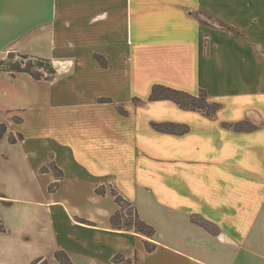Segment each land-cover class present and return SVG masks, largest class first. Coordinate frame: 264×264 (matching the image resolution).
Segmentation results:
<instances>
[{
    "label": "crops",
    "instance_id": "obj_1",
    "mask_svg": "<svg viewBox=\"0 0 264 264\" xmlns=\"http://www.w3.org/2000/svg\"><path fill=\"white\" fill-rule=\"evenodd\" d=\"M7 50L51 60L56 75L0 72V122L8 126L0 195L12 202L0 197V262L61 264L55 252L64 251L73 264H264V0H0V53ZM22 83L48 85L47 107L22 100ZM155 85L204 90L221 108L207 117L149 101ZM30 110L38 111L31 121ZM151 122L189 131L159 132ZM240 122L256 128L224 126ZM11 132L24 139L11 144ZM51 158L59 180L42 172ZM39 180L49 191L58 184L47 201H36ZM79 186L87 189L80 204L53 200L62 187ZM100 186L106 195L96 193ZM111 186L154 228L152 238L112 227L120 207ZM54 207L75 239L48 235ZM5 214L15 226L4 224ZM25 220L43 224L39 233L24 232ZM144 241L156 248L148 252Z\"/></svg>",
    "mask_w": 264,
    "mask_h": 264
},
{
    "label": "trees",
    "instance_id": "obj_2",
    "mask_svg": "<svg viewBox=\"0 0 264 264\" xmlns=\"http://www.w3.org/2000/svg\"><path fill=\"white\" fill-rule=\"evenodd\" d=\"M14 52H10V58L14 56ZM18 54V53H17ZM20 57L17 61H5L0 59V72H8L12 76H15L18 73H25L30 75L36 81H50L53 80L56 75V70L51 60L45 58L30 57L28 55L18 54ZM99 59L98 56H96ZM102 65H106L101 63ZM100 102H111L110 99H100ZM149 101H172L176 103L181 109L188 111H198L206 115L207 117H213L217 111L221 108L219 103H212L208 100L207 93L202 90L197 96L189 94L187 92L166 87L163 85H155L152 88ZM118 111L127 116L128 112L122 107H118ZM16 124L22 123L21 118H14ZM151 126L159 132L170 133L182 135L189 131V127L186 125L175 124L171 122L157 123L151 122ZM225 127L233 128L236 131H252L256 127L248 122H240L236 124H224ZM8 133V126L5 123L0 122V141L5 138ZM24 139L23 134L19 132H11L9 134L8 140L11 144H17ZM52 171L56 178L59 180L63 177V172L56 166L53 158H51L50 163L42 169V172ZM58 186L57 182L50 186V191H53ZM110 194L113 196L115 202L119 205V210L111 217V225L114 229L125 230V231H134L148 238H152L155 235L154 228L144 222L138 213L137 208L118 190L114 187L109 188ZM98 195H106L107 188L106 186H100L96 189ZM3 199L5 205H12V202L6 201L4 196L0 195ZM192 222L204 227L208 232L213 235L219 234V228L211 223L210 221L204 219L201 216L193 215L191 217ZM81 223L90 224V222L79 219ZM0 226V230H2ZM146 249L148 252H152L156 246L151 244L148 241H144ZM55 258L61 264H73L68 255L64 251H56ZM122 257H118L115 260L120 261ZM32 264H48L46 260L38 259Z\"/></svg>",
    "mask_w": 264,
    "mask_h": 264
},
{
    "label": "rangeland",
    "instance_id": "obj_3",
    "mask_svg": "<svg viewBox=\"0 0 264 264\" xmlns=\"http://www.w3.org/2000/svg\"><path fill=\"white\" fill-rule=\"evenodd\" d=\"M10 52H11L10 50H7L6 52L0 53V59L5 60V61H7V60L17 61L20 59V57L18 56L17 53H15L12 58H10L9 57ZM21 86H22L23 90H16V91H18L22 100L28 101L29 105H32L34 107H40V108L47 107L46 100L48 101V96L50 93V90H48V85H44V84H34L33 85V84H23L22 83ZM152 111L156 115L163 114V109H159L157 107H153ZM165 112H166V110H165ZM37 113H38V111L35 112L34 110H30V112H28V114H27V117L31 121L35 118ZM49 143L52 147L56 146V143L52 140H50ZM34 145L37 147V150H38V153L40 154V156L44 155L45 145H43V143L41 141H38V140L34 141ZM121 163H122V160L119 159L117 162V165L121 166ZM37 193H36V201H38V202L40 200L47 201L52 196L49 189H46V190L44 189V182H42L41 180H39V191L37 190ZM86 194H87L86 187L79 186L78 188L76 187L73 189H71V187H68V188L62 187L59 191H57L53 194V196H54L53 200L54 199L55 200H57V199L58 200L69 199L74 204H77V203L80 204L82 201H84ZM13 195H15V194H13ZM37 211H38V214H36V216H39V213H41V216H44V212H45L44 208L43 209L39 208V210H37ZM47 212H48V218L51 217L50 232L48 233V235H50L51 233H55L57 236L56 239L58 240V242H63L69 238L75 239L74 238L76 236L75 231H73L71 228H69V226L63 220V218H65V217L63 215L62 210L54 207L50 210L47 209ZM1 220H3L4 224L7 221V223L10 226L16 225L15 216L13 214H10L9 216H7L5 214L4 218L1 217ZM42 225L37 223L35 226L32 222L27 221V220H25V222L23 224H21L23 231L26 232L27 234L28 233H30V234L39 233L38 231H40V227H42ZM4 230H5V228H4ZM0 240L2 242H5V237L0 236ZM1 244L2 243H0V249L5 248V246L1 245ZM0 264H4V263L0 262ZM5 264H8V262H6Z\"/></svg>",
    "mask_w": 264,
    "mask_h": 264
}]
</instances>
